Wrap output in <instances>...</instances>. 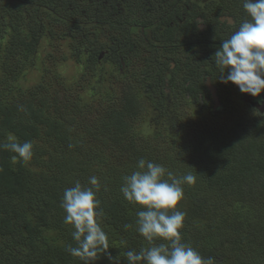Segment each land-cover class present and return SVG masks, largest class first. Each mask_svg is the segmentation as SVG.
I'll use <instances>...</instances> for the list:
<instances>
[{
  "label": "trees",
  "instance_id": "obj_1",
  "mask_svg": "<svg viewBox=\"0 0 264 264\" xmlns=\"http://www.w3.org/2000/svg\"><path fill=\"white\" fill-rule=\"evenodd\" d=\"M78 1L82 0H0V142H7L2 132L8 131L21 143H33L32 158L41 152L52 158L34 164L13 162L16 154L0 149V264H83L67 251V245L76 246L74 229L64 223L60 204L65 188L74 187L77 180L91 187V176L101 184L97 197L103 214L98 222L108 235V252L127 264L123 257L127 248L139 251L148 245L135 231L136 213L144 206L124 199L122 178L136 170L140 158L162 164L165 157L178 162L189 157L175 174L196 177L178 205L186 212L180 230L183 242L203 257H213L214 264H264V130L256 136L250 127L238 126L239 133L229 140L221 131H201L170 119L168 126L152 130L140 120L131 126L128 112L134 114L140 100L151 107L156 103L152 98L156 79L145 75L151 73V64L140 73L128 71L131 52L136 50L134 37L113 39L107 46L110 52L101 58V70L95 62L105 46L96 42L97 37L91 40L95 56L91 46L84 48L87 56L67 38L70 51L85 64L89 75L85 81L74 71L68 77L61 66L64 59H57L49 48L60 39L63 29L55 28L60 21L69 32L94 26L100 33L104 25L128 30L127 21L139 2L84 0L102 5L103 12L97 8L99 17L80 22L75 21L80 12L70 4ZM16 8L26 14L20 26L10 27ZM40 12L46 16H37ZM114 18L117 24L108 22ZM30 71L38 81L25 85L18 76ZM240 119L239 125L245 121ZM147 123L156 124L155 117ZM193 134L191 149L179 144ZM162 143H167L165 148ZM125 224L133 227L125 230ZM50 231L60 237H52ZM93 264L115 262L102 253Z\"/></svg>",
  "mask_w": 264,
  "mask_h": 264
},
{
  "label": "clouds",
  "instance_id": "obj_2",
  "mask_svg": "<svg viewBox=\"0 0 264 264\" xmlns=\"http://www.w3.org/2000/svg\"><path fill=\"white\" fill-rule=\"evenodd\" d=\"M242 6L248 18L229 38L222 40L213 55L214 63L222 73L223 83L231 82L241 93L259 97L264 91V0H242ZM226 19L232 22L231 17ZM259 103L264 105V99ZM253 111L255 115L264 116L259 109ZM33 147L31 141L21 143L14 135H8L7 142H0V149L16 154L12 156L13 162L31 160ZM122 179L120 192L124 199L144 206L136 213L135 231L148 245L139 251L127 248L123 253L127 264H214L213 257H203L182 240L180 230L186 212L178 205L184 197L183 185L196 181L192 173L178 176L162 164L140 158L136 170ZM88 183L91 187L82 186L77 180L74 187L65 188L63 192L60 207L65 212L64 223L74 229L71 236L76 243V246L67 245V251L83 264H93L102 253L120 264L119 256L112 257L108 252V235L98 222L103 214L97 197L100 181L91 176ZM104 188L107 191V185ZM132 227V224L123 225L125 230ZM158 240L163 242L156 243Z\"/></svg>",
  "mask_w": 264,
  "mask_h": 264
},
{
  "label": "flooded vegetation",
  "instance_id": "obj_3",
  "mask_svg": "<svg viewBox=\"0 0 264 264\" xmlns=\"http://www.w3.org/2000/svg\"><path fill=\"white\" fill-rule=\"evenodd\" d=\"M120 1L123 4L139 2L137 11L129 16L128 26L130 30L139 31L147 48L155 50V59L158 60L159 54L172 53L167 55V62L158 64L154 76L151 73L145 74L148 79L154 77L158 86L162 72L161 94L172 93L175 77L179 76L175 92H181V96L195 112L207 109L211 113L223 114L230 102L236 104L238 101L243 106L231 112L254 114V109L264 112V105L259 103V100L264 99V91L259 97H253L241 93L238 86L231 82L223 83L220 79L222 73L214 63L213 55L222 40L229 38L239 24L248 18L242 0ZM227 17H231L232 22ZM183 37L190 43L181 46L170 43L176 38H180L183 43ZM182 48L188 50L189 58L193 61L189 66H183L180 61ZM132 63L134 61L130 57L129 67ZM150 64L155 66L153 61Z\"/></svg>",
  "mask_w": 264,
  "mask_h": 264
},
{
  "label": "rangeland",
  "instance_id": "obj_4",
  "mask_svg": "<svg viewBox=\"0 0 264 264\" xmlns=\"http://www.w3.org/2000/svg\"><path fill=\"white\" fill-rule=\"evenodd\" d=\"M100 2L105 3L104 0H100ZM72 7L77 9V12H80V15H78L77 20L75 21H86L88 19H91V17L95 16V9L99 8L98 11L103 12L102 5H99L97 3H90L87 1H78L77 3L71 2L70 3ZM11 6L7 5L6 8H9ZM91 10H94V15L91 13ZM26 13L22 12L19 9H15L14 11V16L11 18L12 21L8 22L10 24V27H16L20 26L23 22L21 19L24 18V15ZM98 14H101L100 12ZM39 15H45L43 12L37 13V16ZM46 16V15H45ZM100 15H96L95 17H99ZM48 17V16H47ZM50 18L48 17L46 21L48 22ZM108 22H112L113 25L117 24L116 23V18L108 20ZM55 28L58 29H63L58 36L60 39L56 40V45L52 49L49 48V53L53 54L56 56L57 59H64L62 61L61 66L64 68V72H66L68 77H72L73 71L76 72V75L78 76L79 79H81L83 76V80H87L89 78V75L86 71H84L85 64L80 61V57L78 56V53L70 51V48L68 47L70 42L71 46L76 45V51H79V49L88 48L91 46L93 55L95 56L94 50H95V45L94 42L91 43V40L94 39V37H97V43L100 45L105 46V50H103L101 53H99L96 56V67L98 70H101V58H104V55H108L109 50H107V46H110V43L113 42V39L118 40L119 38L122 37V35H125L128 38L133 39V46H136V50H132V55L133 56V61L134 63L131 64L129 68V72L131 73H140V70L143 69L144 67L147 66V64L151 63L152 61L155 63V66L151 69V74L152 76L155 75V71L157 69L158 64L160 62L165 63L167 62V55L172 54V53H163L158 55V60L155 59L156 52L153 48H147L148 46L145 44L146 42L142 40L141 34L137 29L130 30H125L123 27H116L117 29H112L109 26H101V32L98 33V29L94 26H84L80 27L78 31H72L69 32L67 29V26L64 22H58ZM66 32L65 36H62V32ZM68 38V41H66ZM89 42V43H87ZM66 45H65V44ZM170 43H174L175 45H182L185 43H190V41L186 40L185 37H183V43L180 38L173 39ZM164 44L165 43H160ZM84 55L88 56V51L86 49L83 51ZM196 53H200L199 51H196ZM179 55H181L180 61L183 64V66H189L193 61L191 58H189V52L186 48H182L180 51ZM166 56V57H165ZM105 65V64H104ZM107 65H105L106 67ZM110 67V66H107ZM162 68H164L162 66ZM118 70V69H117ZM119 72V71H118ZM87 73V74H85ZM137 73V74H138ZM85 74V75H84ZM139 75V74H138ZM123 76V75H122ZM164 77V75L161 72V79L159 80L158 86H157V81L155 87H157L156 93L154 92V101L156 102L154 107H151L149 103L140 100L139 104L137 107L134 108L135 113L133 114V111H129L128 114L130 115L131 118V126H138L137 123L140 120L142 126H145L144 128H147V130L153 128V126H168L171 121H176L180 123H184L187 126H196L199 130H204V128H208L214 131H221L224 135L229 140H232L231 138H234L239 132L235 131L237 128L240 131V127L238 126H248L250 127V130L256 135L260 136L264 130V116H259L255 115L253 113H236V112H231V111H236V109H239V106H243L241 102L235 103H229L228 104V109H226V112L222 113H211L209 111L204 110L202 112V115L199 114V116L195 115V111L193 107H189L187 104L186 100L181 96V92H175L176 91V83L179 82V76H176V80L173 82V89L172 93H166V94H161L160 86H161V80ZM18 79L23 80V84L29 85L33 82H37L38 78L35 73L28 72V74L25 77H20L18 76ZM6 86V85H5ZM81 88H88V85H82ZM114 88H117L118 90L121 89L120 86H114ZM86 90V89H85ZM89 93H92L91 90ZM163 95V96H162ZM100 98H96L95 101L97 103H100ZM230 100V99H227ZM102 103V102H101ZM106 104V102H104ZM156 112V114H155ZM136 117V120L133 119V117ZM149 117H155L156 124H148L147 119ZM240 118L244 119L245 121L239 125V120ZM170 119V120H168ZM167 120V121H166ZM160 121V123L158 122ZM149 126V127H147ZM259 126V127H257ZM255 129V130H253ZM3 136L7 138L8 135H11L8 131H3ZM194 134L192 135V138H189L187 140V143L183 144V142H180L179 144L184 145V146H189L188 148L191 149L190 144L193 143V137ZM167 143H162L160 144L163 148H165L163 145ZM262 144V143H261ZM175 156V155H174ZM44 160H48L49 162L52 161V158L50 157L49 153H38L36 157L31 158V160L27 161L30 164H34L33 161L35 162H43ZM179 159H170V158H164V163L162 165L172 171L175 174V171L179 169L178 165L179 164H185L188 163L189 157L183 158L178 162ZM178 162V163H177ZM192 185H183L184 192L189 191L190 187ZM185 198H183L182 201H184ZM181 201V202H182ZM50 235L52 237L59 238L58 233H54L53 231H50Z\"/></svg>",
  "mask_w": 264,
  "mask_h": 264
}]
</instances>
